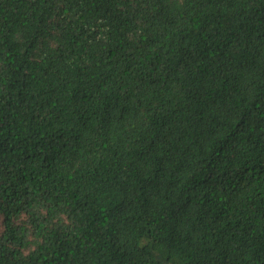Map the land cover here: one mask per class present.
Listing matches in <instances>:
<instances>
[{
    "label": "trees",
    "instance_id": "trees-1",
    "mask_svg": "<svg viewBox=\"0 0 264 264\" xmlns=\"http://www.w3.org/2000/svg\"><path fill=\"white\" fill-rule=\"evenodd\" d=\"M0 264H264V0H0Z\"/></svg>",
    "mask_w": 264,
    "mask_h": 264
}]
</instances>
